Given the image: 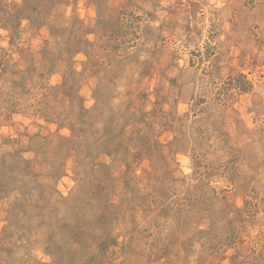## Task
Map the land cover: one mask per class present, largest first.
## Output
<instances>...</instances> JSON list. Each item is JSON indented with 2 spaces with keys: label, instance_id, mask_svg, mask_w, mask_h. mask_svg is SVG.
Masks as SVG:
<instances>
[{
  "label": "rangeland",
  "instance_id": "rangeland-1",
  "mask_svg": "<svg viewBox=\"0 0 264 264\" xmlns=\"http://www.w3.org/2000/svg\"><path fill=\"white\" fill-rule=\"evenodd\" d=\"M0 264H264V0H0Z\"/></svg>",
  "mask_w": 264,
  "mask_h": 264
}]
</instances>
